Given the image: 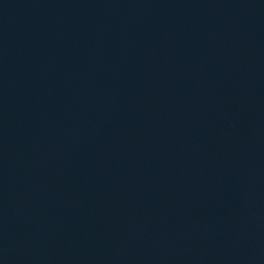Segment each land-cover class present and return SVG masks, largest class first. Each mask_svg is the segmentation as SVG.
I'll use <instances>...</instances> for the list:
<instances>
[{
	"label": "water",
	"instance_id": "95a60500",
	"mask_svg": "<svg viewBox=\"0 0 264 264\" xmlns=\"http://www.w3.org/2000/svg\"><path fill=\"white\" fill-rule=\"evenodd\" d=\"M0 264H264V0H0Z\"/></svg>",
	"mask_w": 264,
	"mask_h": 264
}]
</instances>
